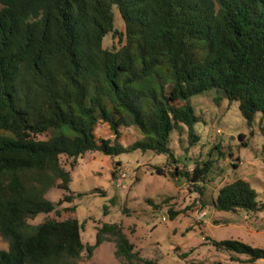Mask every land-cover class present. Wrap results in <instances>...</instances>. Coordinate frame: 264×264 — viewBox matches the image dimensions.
Wrapping results in <instances>:
<instances>
[{
	"label": "trees",
	"instance_id": "16d2710c",
	"mask_svg": "<svg viewBox=\"0 0 264 264\" xmlns=\"http://www.w3.org/2000/svg\"><path fill=\"white\" fill-rule=\"evenodd\" d=\"M212 90L217 106L237 102L248 126L260 115L264 149V0H0V264H75L103 242L124 264H157L119 224H101L90 245L77 218L29 220L72 201L61 156L70 169L88 152L151 151L177 163L170 135L198 142L191 98ZM100 123L110 137L98 136ZM124 127L135 129L127 146ZM212 165L171 176L201 192ZM55 185L68 194L57 204L46 198ZM212 206L264 211V182L261 194L241 178L226 183ZM210 241L232 261L264 260V248Z\"/></svg>",
	"mask_w": 264,
	"mask_h": 264
},
{
	"label": "rangeland",
	"instance_id": "374dc122",
	"mask_svg": "<svg viewBox=\"0 0 264 264\" xmlns=\"http://www.w3.org/2000/svg\"><path fill=\"white\" fill-rule=\"evenodd\" d=\"M214 95L212 90L191 98L195 113L201 116V122L195 125L198 142L190 145L186 133H171L168 146L177 163L167 155L151 151L136 150L114 157L88 152L70 169L71 159L61 156L62 167L71 171L72 201L56 206L58 214H39L29 222L77 218L84 222L82 242L90 245L101 224L116 223L135 250L157 264H248L244 256L232 261L228 252L214 247L210 240L236 239L264 248V211H217L212 200L220 187L237 178L248 181L261 194L264 182L261 118L258 115L250 127L237 102L222 101L217 106L212 100ZM120 131V141L127 146L135 129L124 127ZM96 132L98 136L110 137L104 123L98 125ZM239 134L243 135L242 140ZM208 158L213 165L203 183L198 184L201 192L188 180L171 176L174 167L191 173L196 164ZM117 162L128 170L123 187L114 182ZM156 167L163 175L157 174ZM65 195L68 194L55 185L46 198L57 204ZM170 213L174 215L172 219ZM163 215L166 221H162ZM7 248L8 242L0 236V250ZM115 251L114 242H103L91 256L83 251L75 264H124ZM257 264H264V260Z\"/></svg>",
	"mask_w": 264,
	"mask_h": 264
},
{
	"label": "built area",
	"instance_id": "2783aa9c",
	"mask_svg": "<svg viewBox=\"0 0 264 264\" xmlns=\"http://www.w3.org/2000/svg\"><path fill=\"white\" fill-rule=\"evenodd\" d=\"M115 185L117 187H123V182L128 179V170H126L123 166L119 165L115 168ZM166 215L162 216V221H166Z\"/></svg>",
	"mask_w": 264,
	"mask_h": 264
}]
</instances>
